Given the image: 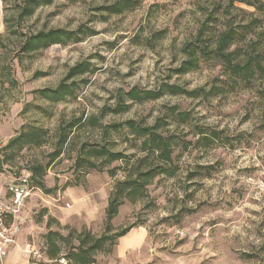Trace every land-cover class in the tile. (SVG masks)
Here are the masks:
<instances>
[{
    "label": "clouds",
    "instance_id": "1",
    "mask_svg": "<svg viewBox=\"0 0 264 264\" xmlns=\"http://www.w3.org/2000/svg\"><path fill=\"white\" fill-rule=\"evenodd\" d=\"M0 264H264V0H0Z\"/></svg>",
    "mask_w": 264,
    "mask_h": 264
},
{
    "label": "trees",
    "instance_id": "2",
    "mask_svg": "<svg viewBox=\"0 0 264 264\" xmlns=\"http://www.w3.org/2000/svg\"><path fill=\"white\" fill-rule=\"evenodd\" d=\"M26 11H27V9H26ZM41 35H43V34H41Z\"/></svg>",
    "mask_w": 264,
    "mask_h": 264
}]
</instances>
